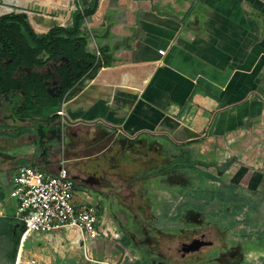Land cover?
<instances>
[{
  "label": "crops",
  "instance_id": "0c3cea01",
  "mask_svg": "<svg viewBox=\"0 0 264 264\" xmlns=\"http://www.w3.org/2000/svg\"><path fill=\"white\" fill-rule=\"evenodd\" d=\"M82 31L108 62L67 101L65 142L46 124V151L28 137L0 161V216L18 209L14 170L56 171L64 147L75 205L153 244L194 227L208 244L186 264H264V0H100Z\"/></svg>",
  "mask_w": 264,
  "mask_h": 264
},
{
  "label": "rangeland",
  "instance_id": "374dc122",
  "mask_svg": "<svg viewBox=\"0 0 264 264\" xmlns=\"http://www.w3.org/2000/svg\"><path fill=\"white\" fill-rule=\"evenodd\" d=\"M37 1L41 4H34L33 6H35L34 8L36 9H33L31 12L39 13L40 16L43 17L48 15L41 23L37 14L29 13L32 24L38 20L39 25L42 27L41 29L44 27L43 30L36 27V30L39 33L46 31L48 27L55 24L70 27L73 23V14L79 8L78 6L72 5V8L67 10L66 7L68 4L63 5L60 0ZM80 1L83 2V0ZM61 5L64 6V8L61 7ZM24 6H26V4H24ZM7 8H10L9 12L12 10L11 7ZM49 20L52 22L48 23L47 21ZM18 101V99H15V103ZM26 101L29 108L24 109L21 113L26 117L47 118L56 113L58 109V106L55 104L40 103L38 107H34V99H27ZM11 106L12 105H10V107ZM3 120L4 118L1 115L0 122H3ZM28 127L30 128L31 126ZM0 131L1 137L4 138V134H2L3 131ZM27 140L28 138H20L17 139L14 144L8 143L7 141H1V145L6 147V149H12L14 147L13 145H19L21 141L28 143ZM6 156H8L7 153L3 155V157H0V161L5 160ZM77 157L79 158L77 160L72 159L70 164H75L74 166H76L79 174L83 175L84 167L88 164V159L83 155H78ZM2 164L4 165V163L0 162V168L3 167L1 166ZM124 211L128 212L126 209ZM123 219L112 218L107 220L108 225L111 227V231L114 233H109L107 237L101 236L98 241L92 245L91 253L89 252L88 255L98 262L90 261L87 258L79 231L74 227H65L52 232H31L27 235L23 244H21L20 239L18 254L13 264H103L104 262H109L111 264H139L140 261H142L143 264H148L147 257L153 253L151 252L153 250L156 251V254L160 255L155 260V264H186V257L182 256V244L189 243L191 242V239L194 238V227L188 226L187 228L183 225V240L178 237H174L175 239L172 240L160 239L154 243V248H151V243L147 240L140 239L141 237H148L146 234L147 232L144 230L141 231V229H138L137 231L133 229L135 232L131 233L129 225L121 224L124 223ZM179 223V221L175 222L174 220L168 222L158 220L156 222V229L160 231H170L171 228L177 229V226L181 225ZM115 228L118 230H115ZM144 228L146 229L147 227H142V229ZM173 231L174 230H172V232ZM117 233H120V238H117ZM127 235H129V237L133 236L134 240H127ZM123 236L124 239H122ZM11 246L12 241L9 238H3L0 240V264H12L9 259ZM20 248L21 251L19 256ZM18 256L19 260H21L20 262Z\"/></svg>",
  "mask_w": 264,
  "mask_h": 264
},
{
  "label": "trees",
  "instance_id": "16d2710c",
  "mask_svg": "<svg viewBox=\"0 0 264 264\" xmlns=\"http://www.w3.org/2000/svg\"><path fill=\"white\" fill-rule=\"evenodd\" d=\"M100 0H90L84 4L83 8H78L73 14V23L70 27L57 25L51 28L47 33L39 34L35 31L32 24L27 17H23L22 14L10 13L0 19V40L10 45L7 49H0V95H9L12 99L19 95H25L28 99H31L32 93L41 92L40 83L43 80V73L39 72V69L44 68L49 61V58H54L55 53L58 50H69L71 46L82 42L84 47L88 45V39L83 36L82 27L85 21L91 17L98 9ZM17 26L18 39L16 42L9 41V32L13 31V27ZM22 35H21V34ZM23 36L22 39L21 36ZM102 56L104 51L101 50ZM43 55L41 58L40 56ZM46 55L49 57L47 58ZM88 57L95 59L96 54L89 52ZM9 59H13L12 63L6 64ZM26 67V70H22V74H19V66ZM100 68L98 64L85 78H88L93 73L97 72ZM83 83V82H82ZM76 80L72 81L67 90H72L71 96L74 95L76 89L74 88ZM49 98L50 96L47 95ZM60 100H56L53 104L60 108ZM57 114L51 117L49 120H44L46 123H50ZM32 132L28 127L20 128V134ZM38 132L37 145L39 149L45 150L46 135L48 128L41 124ZM4 193L0 191V199L3 198ZM25 225L19 222L14 216H0V240L3 238H9L12 241L11 251L9 252V259L13 264L19 249L20 239L25 232ZM22 248V246H21ZM19 250V256L20 251ZM18 256V260H19ZM17 260V262H18ZM139 264H142L141 262Z\"/></svg>",
  "mask_w": 264,
  "mask_h": 264
},
{
  "label": "built area",
  "instance_id": "2783aa9c",
  "mask_svg": "<svg viewBox=\"0 0 264 264\" xmlns=\"http://www.w3.org/2000/svg\"><path fill=\"white\" fill-rule=\"evenodd\" d=\"M164 52L160 50L161 54ZM100 56L101 52L97 50V58ZM66 104L67 101H64L58 111L62 125L66 117ZM75 187L76 180L69 169L64 147L56 171L46 169L41 163L24 164L16 168L11 195L19 201L15 218L26 227L21 244L31 232H52L74 227L79 231L87 258L98 262L88 255L92 245L101 236L107 237L114 232L105 218L99 216L96 205L74 204ZM156 193L166 194L163 190H157ZM116 236L119 238L118 233Z\"/></svg>",
  "mask_w": 264,
  "mask_h": 264
},
{
  "label": "flooded vegetation",
  "instance_id": "af4514ba",
  "mask_svg": "<svg viewBox=\"0 0 264 264\" xmlns=\"http://www.w3.org/2000/svg\"><path fill=\"white\" fill-rule=\"evenodd\" d=\"M10 4L9 6L12 8V11L2 13L0 14V19L1 17L10 14V13H15V14H22L23 17H29V13H35L31 12L35 6L34 4H41L37 0L35 1H29L26 6L18 5L16 4L13 0L9 1ZM83 2L86 4L87 2H90V0H83ZM72 5H75V0H68V5H67V10L69 8H72ZM0 6H5L4 0H0ZM64 8V7H63ZM65 8V9H66ZM37 14V13H35ZM2 15V16H1ZM39 16V20L42 23L45 19L46 16H40V14H37ZM57 26V25H56ZM61 26V25H60ZM55 27V26H54ZM51 28H48L46 31H43L42 33L39 34H44L47 33ZM13 31H8L10 36H9V41L11 42H16L18 39V31L20 28L17 26L13 27ZM21 34V33H20ZM22 35V34H21ZM20 35V36H21ZM81 37H85L84 35ZM23 36H21L20 39H22ZM89 44V43H88ZM10 47L9 44L5 43L0 40V49H7ZM91 52L87 47H84L82 42H78L77 44L71 46L69 50H58L55 53L54 58H49L47 55L46 57L49 58L48 64L44 67L39 69V72L43 73L44 77L43 80L40 83L41 87V92L39 93H32L31 99H34V107H38L40 103H51L53 104L54 101L60 100V107L64 101H68L72 96L70 95L72 93V90H67V86L74 80H76V84L74 86L75 89H78V87L82 86V82L86 79L87 75L98 65V61L101 60L100 58L98 59L97 57L93 59L92 57H88L87 53ZM41 58L43 55L40 56ZM13 59H9L6 64L12 63ZM19 74H22V70H26V67H23L22 65L19 66ZM49 95L50 98L47 96ZM15 99H18L19 101L15 103ZM28 98L25 95H19L17 94V97L12 99L9 95L6 94H1L0 95V117L4 118L3 122H0V130L3 131L2 134H4V138L1 137L0 135V157H3L6 153L8 154L11 149H6V147H3L1 145V141H7L8 143H16L17 139L20 138H33L37 142L38 140V132L37 129H39L41 124H50L51 128L49 130L50 133H55L59 134L60 139L64 140V142L67 140V132H68V120L67 117H65V122L62 125L60 123V116L58 115V111L54 113L53 115L47 117V118H30L22 115V111L24 109L29 108L27 105V100ZM46 100V101H45ZM10 105H12L10 107ZM60 109V108H59ZM13 110V111H11ZM55 114V118L49 123L44 122V120H49L51 117H53ZM31 126L30 129L32 132H27L24 134H20V128L23 127H28ZM29 128V127H28ZM1 132V131H0ZM47 132V135L49 134ZM47 135L46 139L47 140ZM8 150V151H7ZM65 152L66 149L64 148ZM16 171V169L14 170ZM160 190V189H159ZM105 196V195H103ZM110 213V212H109ZM108 218H116L115 214L113 216L108 214ZM106 220V219H105ZM124 221V220H123ZM108 223V221L106 220ZM115 230H118L115 228ZM131 233V229H129ZM161 232L160 230L157 231ZM119 238L121 237L120 233H118ZM126 239L129 240H134L133 236L127 235ZM141 237V236H140ZM144 238V239H143ZM141 237L140 239L147 240V237ZM151 243V242H150ZM151 247H154V244L151 243ZM182 256L185 254L183 252V245H182ZM153 253L150 254L148 257L149 263L150 264H155V260L160 256L159 254H156V251L153 250L151 251ZM172 264V263H169Z\"/></svg>",
  "mask_w": 264,
  "mask_h": 264
},
{
  "label": "water",
  "instance_id": "95a60500",
  "mask_svg": "<svg viewBox=\"0 0 264 264\" xmlns=\"http://www.w3.org/2000/svg\"><path fill=\"white\" fill-rule=\"evenodd\" d=\"M4 2H5V6L10 7V6H9L10 2H9L8 0H4ZM28 18H29L30 23L32 24V22H31V20H30V15H29ZM32 26H33V24H32ZM54 26H56V24L53 25V26H51V27H54ZM33 28L35 29L34 26H33ZM49 28H50V27H49ZM35 31H36L37 33H39L36 29H35ZM107 62H108L107 57H106V56H103V57L101 58V60L98 61V64H99L100 66H102L103 63H107ZM96 74H97V72L93 73V74L91 75V77L94 78ZM80 89L82 90V89H83V86H80ZM77 90H79V89H76V91H77ZM8 176H9V175H8V172H7V171H5V170H0V189L3 188V187H6V186L9 184ZM207 244H208V242H206V241H204V240H201V239H194L192 242H190V243H185V244L183 245V252H184V253H187V252H194V251L199 250L202 246L207 245Z\"/></svg>",
  "mask_w": 264,
  "mask_h": 264
},
{
  "label": "bare ground",
  "instance_id": "6f19581e",
  "mask_svg": "<svg viewBox=\"0 0 264 264\" xmlns=\"http://www.w3.org/2000/svg\"><path fill=\"white\" fill-rule=\"evenodd\" d=\"M10 1V0H8ZM16 4L18 5H22L24 6V4H27L29 1H33V0H13ZM63 5H67L68 4V0H60ZM10 8H7V7H0V14L2 13H6V12H9ZM12 11V10H11ZM2 16V15H1ZM38 21V20H37ZM37 21L33 22V24L35 25V27H38L40 28V25L36 24Z\"/></svg>",
  "mask_w": 264,
  "mask_h": 264
}]
</instances>
